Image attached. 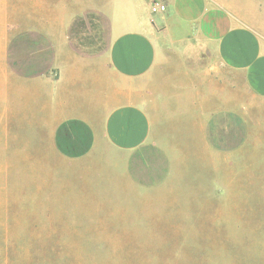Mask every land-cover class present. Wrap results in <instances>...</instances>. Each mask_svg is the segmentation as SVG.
<instances>
[{
	"label": "rangeland",
	"instance_id": "374dc122",
	"mask_svg": "<svg viewBox=\"0 0 264 264\" xmlns=\"http://www.w3.org/2000/svg\"><path fill=\"white\" fill-rule=\"evenodd\" d=\"M221 1L264 40V0ZM32 2L0 0V34L4 17L28 15ZM84 16L72 40L103 48L107 22ZM40 35H14L16 47L38 50L28 75L49 64ZM171 58L155 73L151 141L138 149L101 140L41 166L14 134L5 150L1 135L0 244L12 250L0 264H28V247L43 244L60 247L57 264H264V100L214 48ZM85 86L71 88L72 108L103 111Z\"/></svg>",
	"mask_w": 264,
	"mask_h": 264
},
{
	"label": "crops",
	"instance_id": "0c3cea01",
	"mask_svg": "<svg viewBox=\"0 0 264 264\" xmlns=\"http://www.w3.org/2000/svg\"><path fill=\"white\" fill-rule=\"evenodd\" d=\"M158 1L164 11H151V0H36L28 15H6L0 34L5 150L14 134L19 149L30 150L38 165H50L43 160L51 155L74 159L79 155H66L58 146V129L68 121L79 122L85 131L83 141L68 143L70 149L87 151L101 140L121 151L140 148L151 141L148 107L156 101V71L173 55L187 60L209 48L221 67L242 73L248 91L264 100V40L255 29L238 21L221 0ZM86 13L101 15L108 24L103 48L72 40V24L86 22ZM25 30L42 34L48 47L47 69L36 75H28L25 61L33 63L38 50L26 53L13 41ZM93 65L96 69L88 70ZM78 84H85L93 97L101 96L103 111L72 108L77 98L71 88Z\"/></svg>",
	"mask_w": 264,
	"mask_h": 264
},
{
	"label": "trees",
	"instance_id": "16d2710c",
	"mask_svg": "<svg viewBox=\"0 0 264 264\" xmlns=\"http://www.w3.org/2000/svg\"><path fill=\"white\" fill-rule=\"evenodd\" d=\"M85 131L84 128L77 121H68L63 123L58 129V146L61 149L62 153L73 156L80 155L84 151H77L70 149L71 143L69 142L81 139L84 140ZM70 146V148H68ZM2 249L0 251L1 254L4 255V260L9 259V254L12 250L11 243L8 244H0ZM29 251V262L28 264H57L61 255V249L59 246L54 245H41L40 249L36 251L33 246L28 247ZM59 256V258H58ZM5 260V261H6ZM4 261V262H5Z\"/></svg>",
	"mask_w": 264,
	"mask_h": 264
},
{
	"label": "built area",
	"instance_id": "2783aa9c",
	"mask_svg": "<svg viewBox=\"0 0 264 264\" xmlns=\"http://www.w3.org/2000/svg\"><path fill=\"white\" fill-rule=\"evenodd\" d=\"M151 11L156 12V11H164L166 9V6L164 3L158 0H151Z\"/></svg>",
	"mask_w": 264,
	"mask_h": 264
}]
</instances>
